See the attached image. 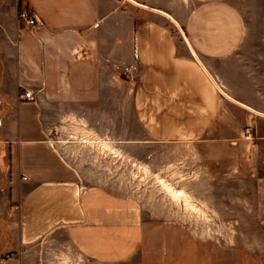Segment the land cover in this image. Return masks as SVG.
<instances>
[{
	"label": "crops",
	"instance_id": "1",
	"mask_svg": "<svg viewBox=\"0 0 264 264\" xmlns=\"http://www.w3.org/2000/svg\"><path fill=\"white\" fill-rule=\"evenodd\" d=\"M6 5L0 10V234L6 232L0 245L14 246L0 250V264H22L28 250L51 236L95 263L261 264L246 246L187 235L177 223L146 214L133 196L86 184L47 132L64 113L96 124L103 118L99 104L117 102L119 88H128L148 139L190 144L213 173L253 177L264 217V0ZM18 8L37 24L16 27ZM23 88L31 98L18 96ZM5 252L11 256L1 259Z\"/></svg>",
	"mask_w": 264,
	"mask_h": 264
},
{
	"label": "rangeland",
	"instance_id": "2",
	"mask_svg": "<svg viewBox=\"0 0 264 264\" xmlns=\"http://www.w3.org/2000/svg\"><path fill=\"white\" fill-rule=\"evenodd\" d=\"M7 2L0 0V10L10 8ZM20 9L13 13L16 27L27 25L17 18ZM260 14L264 17V7ZM129 94L128 88H119L117 102L99 104L103 118L96 124L93 119L62 114L48 128L50 142L78 168L86 184L98 183L111 193L133 196L146 214L177 223L187 235L246 246L264 264V217L258 213L260 198L254 178L209 171L190 144L148 139L133 116ZM162 181L182 191L194 207L185 205L182 197L172 198ZM6 204L1 199V207ZM10 212L13 216L14 211ZM5 237L3 230L0 242ZM13 246L3 243L0 250ZM26 254L22 264H138L135 258L92 262L64 244L60 236L44 239Z\"/></svg>",
	"mask_w": 264,
	"mask_h": 264
},
{
	"label": "built area",
	"instance_id": "3",
	"mask_svg": "<svg viewBox=\"0 0 264 264\" xmlns=\"http://www.w3.org/2000/svg\"><path fill=\"white\" fill-rule=\"evenodd\" d=\"M17 18L23 20L29 26H34V25L37 24L36 19L34 18V16L32 15V13L29 10H27V9H20V10H18L17 11ZM18 96L21 97V98H31L32 97V94H31V91L29 89L23 88L18 93ZM244 131L248 135V128L247 127H245ZM9 257H10V254L6 253V254H4L1 257V259L9 258Z\"/></svg>",
	"mask_w": 264,
	"mask_h": 264
},
{
	"label": "bare ground",
	"instance_id": "4",
	"mask_svg": "<svg viewBox=\"0 0 264 264\" xmlns=\"http://www.w3.org/2000/svg\"><path fill=\"white\" fill-rule=\"evenodd\" d=\"M104 147V146H103ZM112 151V148L110 149ZM114 152V151H113ZM162 186L167 190V192L172 196V198L174 199H177L178 197H182V200L184 201V204L185 205H188L190 207H194L192 205V201H189L184 193H182V191H177V190H174L171 186H169L168 184L164 183L163 181L161 182Z\"/></svg>",
	"mask_w": 264,
	"mask_h": 264
}]
</instances>
